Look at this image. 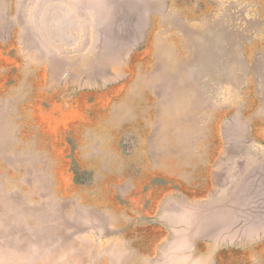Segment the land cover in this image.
Wrapping results in <instances>:
<instances>
[{
    "label": "rangeland",
    "instance_id": "374dc122",
    "mask_svg": "<svg viewBox=\"0 0 264 264\" xmlns=\"http://www.w3.org/2000/svg\"><path fill=\"white\" fill-rule=\"evenodd\" d=\"M0 264H264V0H0Z\"/></svg>",
    "mask_w": 264,
    "mask_h": 264
}]
</instances>
